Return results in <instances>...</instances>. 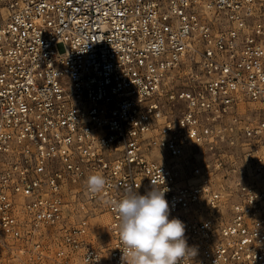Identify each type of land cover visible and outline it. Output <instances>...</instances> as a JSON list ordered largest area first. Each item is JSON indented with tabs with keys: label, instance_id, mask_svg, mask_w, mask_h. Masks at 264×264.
<instances>
[{
	"label": "built area",
	"instance_id": "obj_1",
	"mask_svg": "<svg viewBox=\"0 0 264 264\" xmlns=\"http://www.w3.org/2000/svg\"><path fill=\"white\" fill-rule=\"evenodd\" d=\"M154 187L185 264H264V0H0L2 238L121 264L115 204Z\"/></svg>",
	"mask_w": 264,
	"mask_h": 264
},
{
	"label": "clouds",
	"instance_id": "obj_2",
	"mask_svg": "<svg viewBox=\"0 0 264 264\" xmlns=\"http://www.w3.org/2000/svg\"><path fill=\"white\" fill-rule=\"evenodd\" d=\"M87 190L96 194L106 187V179L90 175ZM165 190L154 187L144 195L135 190L115 204L120 217L121 264H185L196 255L185 237V225L178 218L169 219Z\"/></svg>",
	"mask_w": 264,
	"mask_h": 264
},
{
	"label": "rangeland",
	"instance_id": "obj_3",
	"mask_svg": "<svg viewBox=\"0 0 264 264\" xmlns=\"http://www.w3.org/2000/svg\"><path fill=\"white\" fill-rule=\"evenodd\" d=\"M97 231L103 233L104 228ZM14 246L16 247L11 239L2 238L0 234V264H26L24 255Z\"/></svg>",
	"mask_w": 264,
	"mask_h": 264
}]
</instances>
